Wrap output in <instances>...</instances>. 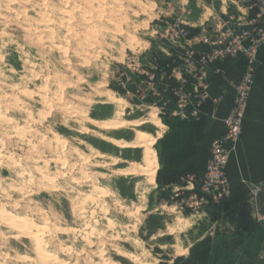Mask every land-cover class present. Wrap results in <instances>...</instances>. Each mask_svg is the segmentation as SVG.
Returning a JSON list of instances; mask_svg holds the SVG:
<instances>
[{
  "label": "rangeland",
  "instance_id": "obj_1",
  "mask_svg": "<svg viewBox=\"0 0 264 264\" xmlns=\"http://www.w3.org/2000/svg\"><path fill=\"white\" fill-rule=\"evenodd\" d=\"M252 1L0 0V264H174L229 231L232 203L178 207L185 181L167 183L161 153L172 124L198 117L200 55L234 42ZM139 130L163 138L124 148ZM140 167L156 179L121 172Z\"/></svg>",
  "mask_w": 264,
  "mask_h": 264
},
{
  "label": "crops",
  "instance_id": "obj_2",
  "mask_svg": "<svg viewBox=\"0 0 264 264\" xmlns=\"http://www.w3.org/2000/svg\"><path fill=\"white\" fill-rule=\"evenodd\" d=\"M245 68V61L231 58L211 66L210 100L201 108V116L191 120L189 114L182 122L169 127L161 153L162 164L170 173L168 184L177 183L188 174L201 176L204 172L211 144L226 130L224 120L238 96ZM250 100L241 137L227 167L228 179L237 192L234 219L228 210H223L217 222L220 230L225 225L231 228L220 235L216 229V237L211 234V241L193 248L189 255L174 264H257L256 261H264V222L254 219L250 205L252 193L258 189L257 200L264 213V45L258 54ZM241 206L246 208V218L240 215Z\"/></svg>",
  "mask_w": 264,
  "mask_h": 264
},
{
  "label": "built area",
  "instance_id": "obj_3",
  "mask_svg": "<svg viewBox=\"0 0 264 264\" xmlns=\"http://www.w3.org/2000/svg\"><path fill=\"white\" fill-rule=\"evenodd\" d=\"M246 28L234 35V42H229L225 49H217L203 53L198 60L199 71L195 91L199 94V102L195 106L194 116H201L200 110L210 100V68L226 59L246 62L245 76L238 87L231 112L224 120V133L216 138L210 147V158L201 176L188 175L183 178L185 184L173 190L174 199L183 212H190L193 217L206 215V208L211 204H219L231 196V183L227 176L230 157L239 141L243 124L250 105V97L254 86V72L259 51L264 45V0L250 2ZM177 116L180 112L175 113ZM185 114V111L182 112ZM185 116V115H184ZM258 192L252 193L250 205L253 217L258 223L264 222V213L258 203ZM202 216V215H201Z\"/></svg>",
  "mask_w": 264,
  "mask_h": 264
},
{
  "label": "bare ground",
  "instance_id": "obj_4",
  "mask_svg": "<svg viewBox=\"0 0 264 264\" xmlns=\"http://www.w3.org/2000/svg\"><path fill=\"white\" fill-rule=\"evenodd\" d=\"M68 15V14H67ZM47 25V24H46ZM50 30V29H49ZM71 36V35H70ZM118 100V99H117ZM119 102H121L120 100H118L117 101V103H119ZM2 117H4V115L2 116ZM31 119V118H30ZM7 121V120H6ZM5 121V122H6ZM8 122V121H7ZM11 123V122H10ZM126 124V122H120L119 123V125L118 126H109V125H103L102 126V128H104V129H118V128H121V127H123L124 125ZM156 127H158V128H167L165 125H163V124H159L158 122H154L153 123ZM141 125V124H140ZM164 133V132H163ZM103 138V137H102ZM163 138V134L162 133H159L158 135H157V137H155V138H151L150 137V135H148L147 133H145L144 131H137V138H136V142L135 143H133V144H126L125 146H123L124 148H130V149H149L150 147H155L156 145H157V143L161 140ZM104 141H106L107 143H109V144H117V142H115L114 140H112V139H103ZM1 141V140H0ZM113 142H115V143H113ZM99 155V158L100 159H105V158H108L107 157V155H105V154H98ZM97 155V156H98ZM98 159V158H97ZM110 159H112V158H110ZM62 161V160H61ZM146 161H147V166L148 167H153L155 164H157V160H154L152 157H147V159H146ZM58 163V162H57ZM56 164V163H55ZM116 164H118V160H115L114 161V165H116ZM66 167H67V165H66ZM96 167L97 168H104L105 166L104 165H96ZM5 169V168H4ZM139 171H137V172H134V171H129V170H125V171H121L124 175H136V176H140V177H146V178H148V179H150L151 181H153V180H155L156 179V177H157V173H158V167H156L154 170H150V169H148V168H143V167H140L139 169H138ZM139 172V173H138ZM83 179V178H82ZM84 182H86V181H84ZM81 183H83V182H79V181H76L74 184H77V185H81ZM90 184V183H89ZM88 185V184H87ZM84 187V186H83ZM12 189V188H11ZM95 190H98V191H100L101 190V188L100 187H97L96 185H95ZM102 190H104V189H102ZM81 195L83 196V197H85L86 199H89V200H91V201H95L96 200V198H94V199H92L93 197L90 195V194H85V193H81ZM85 199V200H86ZM129 215V214H128ZM108 221H109V223L111 224V223H113V221L111 220V219H108ZM39 222V221H38ZM21 223V222H20ZM20 223H19V225H20ZM22 224H24V226L25 225H27V224H25V223H22ZM23 227V226H22ZM26 228V227H25ZM24 228V229H25ZM39 228V227H38ZM44 227H40V230H41V232L42 231H44ZM34 230V229H33ZM21 231V230H20ZM28 231H30L29 229H28ZM39 231V230H38ZM24 232V231H23ZM21 233H22V231H21ZM25 233V232H24ZM34 233V232H33ZM26 234V233H25ZM38 234V233H37ZM97 234V233H96ZM173 233H171L170 235H172ZM34 235V234H33ZM46 235V234H45ZM35 236V235H34ZM41 236V235H40ZM25 237V236H24ZM28 238V237H27ZM40 237H38V238H36V239H39ZM42 239V238H41ZM44 239V238H43ZM39 241H40V239H39ZM38 241V242H39ZM41 242V241H40ZM40 250H42V249H40ZM42 253V255L44 256V257H46V259H48L49 260V256H50V254L49 253H46L47 251L46 250H44V251H41ZM122 252V251H121ZM192 252V250H191V248L190 249H184L180 254H179V257H186L187 255H188V253L190 254ZM116 253H119V252H116ZM100 254V253H99ZM120 254V256H121V258H126V259H131V257H132V254H129V253H119ZM41 255V256H42ZM99 257V256H98ZM101 257V256H100ZM133 258V257H132ZM101 259H103V258H101ZM32 260V259H31ZM29 261V260H28ZM47 261V260H46ZM34 262V261H33ZM106 262H108V261H106ZM105 262V263H106ZM29 263V262H28ZM32 263V262H31ZM42 263H46L45 261H43ZM48 264V263H47ZM107 264H109V263H107Z\"/></svg>",
  "mask_w": 264,
  "mask_h": 264
},
{
  "label": "trees",
  "instance_id": "obj_5",
  "mask_svg": "<svg viewBox=\"0 0 264 264\" xmlns=\"http://www.w3.org/2000/svg\"><path fill=\"white\" fill-rule=\"evenodd\" d=\"M231 192H232V195L230 196V198L223 199L221 201V204L225 208H229L231 206L230 204L232 203V206H231L232 208L228 209V212L231 213V218H233L234 217L233 215H234V212H235L234 211V200L237 198V196H236L237 192L236 193L234 192V187L232 185H231ZM245 210H246V208L244 209L243 206L240 207V215L243 216V218L245 217V214H244L246 212Z\"/></svg>",
  "mask_w": 264,
  "mask_h": 264
},
{
  "label": "water",
  "instance_id": "obj_6",
  "mask_svg": "<svg viewBox=\"0 0 264 264\" xmlns=\"http://www.w3.org/2000/svg\"><path fill=\"white\" fill-rule=\"evenodd\" d=\"M180 259H181V258H180ZM180 259H179V260H180ZM175 263H177V262H175Z\"/></svg>",
  "mask_w": 264,
  "mask_h": 264
}]
</instances>
